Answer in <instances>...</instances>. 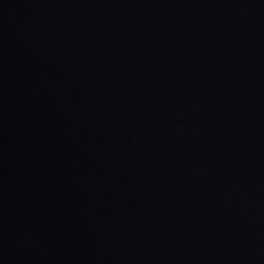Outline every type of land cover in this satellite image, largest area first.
I'll return each mask as SVG.
<instances>
[{
  "label": "water",
  "instance_id": "obj_1",
  "mask_svg": "<svg viewBox=\"0 0 264 264\" xmlns=\"http://www.w3.org/2000/svg\"><path fill=\"white\" fill-rule=\"evenodd\" d=\"M0 264H264V0H0Z\"/></svg>",
  "mask_w": 264,
  "mask_h": 264
}]
</instances>
